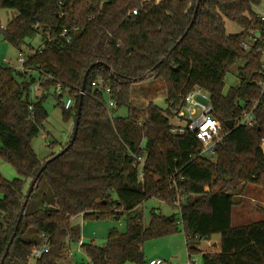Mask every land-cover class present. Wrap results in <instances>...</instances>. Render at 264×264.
I'll return each mask as SVG.
<instances>
[{"label": "trees", "instance_id": "obj_1", "mask_svg": "<svg viewBox=\"0 0 264 264\" xmlns=\"http://www.w3.org/2000/svg\"><path fill=\"white\" fill-rule=\"evenodd\" d=\"M261 4L264 0H0V10L15 12L1 28L3 40L21 51L33 49L28 42L39 39L26 67L52 78L43 81L42 94L31 104L33 78L0 67V159L19 176L7 181L0 175V264H28L32 248L43 245L48 251L36 264H58L67 243H80V228L71 224L78 216L125 218L126 231L111 230L104 246L80 245L90 264H145V241L178 232L189 254H201V264H264V220L232 227L236 203L227 192L239 182L264 194V97L257 87L262 56L260 46L241 49L249 31L264 32L254 12ZM223 19L242 32L227 35ZM237 63H242L238 85L224 93V77ZM147 78L162 81L165 109L130 103V85ZM99 82L116 104L113 115ZM56 84L74 100L71 109L53 92ZM196 87L209 93L223 129L225 122L233 123L214 157L201 162L189 159L198 149L194 137L171 132L172 110ZM49 96L73 129L81 105L74 143L46 164L56 153L39 160L30 144L47 120L43 104ZM257 101L255 125L236 126ZM119 108L127 110L125 117L114 116ZM135 157L144 158L142 178ZM172 180L182 197L179 206ZM149 198L177 208L179 218L152 212L143 226L136 210ZM215 235L219 252L202 253L200 243Z\"/></svg>", "mask_w": 264, "mask_h": 264}, {"label": "rangeland", "instance_id": "obj_2", "mask_svg": "<svg viewBox=\"0 0 264 264\" xmlns=\"http://www.w3.org/2000/svg\"><path fill=\"white\" fill-rule=\"evenodd\" d=\"M256 14L264 15V5L254 8ZM15 16L14 11L0 10V32L1 27H5L8 22ZM225 33L227 35H238L242 32V28L236 23L223 19ZM249 34V33H248ZM264 36V32L262 34ZM31 47L36 50L39 48V39L28 42ZM27 48L23 47L21 51L5 42L0 33V67L13 68L17 65V58L20 52H26ZM264 61V54L261 59ZM242 63L234 65L224 77V89L223 92L231 88H235L238 85L237 71ZM34 78H37V74H33ZM20 83L24 79L22 77H15ZM27 80V78H26ZM32 86V85H31ZM65 100V95L61 99V103ZM130 103L137 108H145L148 104H153L160 109L166 108V90L161 80L155 78H147L134 82L130 85ZM48 117L44 123L43 130L39 135L31 141V148L39 160H43L51 154L58 153L61 147L67 145L70 141L73 124L72 121H65L62 118L61 110L57 106V102L53 96L47 97L43 104ZM127 110L125 108H119L115 111V117H125ZM172 126H181V122L175 118H171ZM0 175L7 181H13L19 179L14 168L9 164L3 162L0 159ZM247 187V188H246ZM41 190L47 192V187L42 184ZM245 189L250 194L255 196V205H250L247 202L242 204V199L238 196L245 193ZM234 201L235 207L232 210L231 226L237 227L241 225H247L252 222L264 220V194L258 187L247 185L242 183H232L228 188ZM244 192V193H243ZM240 210L244 212V218L240 217ZM141 215L142 225L147 226L150 222L151 213H160L165 217L175 215L179 218V210L171 207L170 205L161 202L155 198H149L137 207L136 210ZM241 211V212H242ZM71 224L80 228V243H67V252L63 259L58 261V264H90L82 252L81 244H93L97 247L105 245L108 234L111 230L124 233L126 231L125 218L120 217L119 220L113 218L96 219V220H84L80 216L71 219ZM219 241V236L214 237ZM202 249L205 248V244L201 243ZM145 264H148L149 259L158 256L165 264H188L189 259L196 260L195 264H201L200 253H188L185 238L183 233L178 232L173 235L163 236L155 239L147 240L142 245ZM210 250V249H209ZM211 251V250H210ZM219 252V250H218ZM190 255V256H189ZM31 263L33 261H30ZM131 264V263H126Z\"/></svg>", "mask_w": 264, "mask_h": 264}, {"label": "built area", "instance_id": "obj_3", "mask_svg": "<svg viewBox=\"0 0 264 264\" xmlns=\"http://www.w3.org/2000/svg\"><path fill=\"white\" fill-rule=\"evenodd\" d=\"M143 2H152L158 4L159 0H143ZM137 11L133 10L132 15H136ZM257 19L264 25V15L257 14ZM256 46L257 52L263 57L264 54V36L261 32L249 31L246 39L241 43V49L245 52L252 51ZM38 49V48H37ZM36 49V50H37ZM34 49H28L26 52H20L17 58V65L12 69L23 76L33 78V82L30 84L28 93L29 102L32 104L42 94L43 81L52 80L48 75L39 74V72L33 71L26 67V63L30 57L35 54ZM37 74V78L33 77V74ZM260 81L257 83L259 89V98L264 97V61L261 62L260 69ZM32 85V86H31ZM97 88L107 96L106 110L109 114L113 115V111L116 108V104L109 97V89L99 82ZM53 92L57 96L62 97L65 95L63 101V108L69 110L74 106V100L67 95V91L63 90L60 84H56L53 87ZM258 101L251 104V109L245 111L241 117L235 121L236 126H243L252 128L255 125V119L253 112L258 105ZM31 105L29 110H31ZM173 118L181 122V126H172L171 132L175 135H191L194 137L198 144L197 152L190 154L189 159L191 161L201 162L202 160H210L214 157L215 150L219 144L222 143L223 138L227 135L228 129H223L221 124L214 116L213 107L211 103V97L209 93L202 88L196 87L188 92L172 110ZM261 151L264 153V136L261 139L260 144ZM136 167L139 171V178H142V168L144 165V158L135 157ZM179 182H184L182 177H179ZM171 185L176 189L177 198L175 199V206H179L182 202L180 190L176 186L174 180L171 181ZM48 251L46 245L41 247L32 248V257L29 259L28 264H36V260ZM190 256V255H189ZM30 261H33L32 263ZM196 260L189 259L188 264H195ZM148 264H165L161 260L150 261Z\"/></svg>", "mask_w": 264, "mask_h": 264}, {"label": "water", "instance_id": "obj_4", "mask_svg": "<svg viewBox=\"0 0 264 264\" xmlns=\"http://www.w3.org/2000/svg\"><path fill=\"white\" fill-rule=\"evenodd\" d=\"M93 66H94V65H92V67H93ZM86 77H87V73H86V75L84 76L83 86H84V84H85ZM83 90H84V89H83V87H82L81 95L83 94ZM80 105H81V102L78 104V110H77V112H78L77 114H78V115H77V119H76L75 124H74V129H73L72 137H71V139H70L68 145H67L66 147H64V149H62V150H61L60 152H58L56 155H54L52 158H50L48 161H46V164L50 163L51 161L57 159L59 156L63 155V154H64V153H65V152H66V151L72 146V144L74 143V140H75V138H76V134H77V129H78V120H79V114H80ZM225 127H226V129L231 130V129L233 128V123H232L231 121L225 122ZM43 169H44V167H42V169H41V170L39 171V173L37 174L36 178L31 182V184H30V186H29V190H28L27 196H29V195L31 194V192H32V190H33V187H34V185H35L36 179L39 177V175L41 174V172L43 171ZM25 205H26V202H25L24 205H23V209L25 208ZM20 220H21V215H20V217H19V219H18V221H17V225H16L15 229H17ZM13 237H14V235H13ZM13 237H12V239L10 240V243L12 242ZM10 243H9V245H10ZM9 245H8V247H9ZM8 247H7V249H6L5 255H4L3 259L1 260V262H4V259H5L6 256H7V253H8Z\"/></svg>", "mask_w": 264, "mask_h": 264}, {"label": "crops", "instance_id": "obj_5", "mask_svg": "<svg viewBox=\"0 0 264 264\" xmlns=\"http://www.w3.org/2000/svg\"><path fill=\"white\" fill-rule=\"evenodd\" d=\"M1 28H3V27H1ZM247 188V187H246ZM248 189H245L244 191H245V193L243 194V195H240V196H238V197H240L241 199H242V204L243 203H245V202H247L248 204H250V205H255V203L257 202L256 201V199H255V196H253V195H249L252 191H250V190H248V191H250V193L247 191ZM162 202V201H161ZM236 203V202H235ZM242 210H240V217L241 218H244V212L242 211ZM231 221H232V217H231ZM215 237V236H214ZM214 237H212V239L210 240V241H208V242H201V243H204L205 244V248L204 249H202V247H201V243H200V245H199V250L202 252V253H217L218 252V250H219V241H217ZM92 244V243H91ZM211 251H210V250ZM143 251V250H142ZM150 261H155V260H160V258H158V256H154V257H152V258H150L149 259ZM149 261V262H150ZM148 262V263H149Z\"/></svg>", "mask_w": 264, "mask_h": 264}]
</instances>
